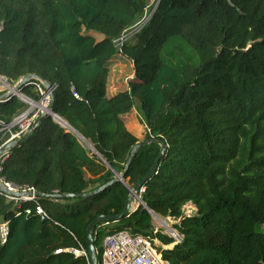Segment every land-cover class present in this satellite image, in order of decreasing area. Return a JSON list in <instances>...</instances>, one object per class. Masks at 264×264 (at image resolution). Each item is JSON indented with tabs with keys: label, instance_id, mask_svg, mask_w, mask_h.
<instances>
[{
	"label": "trees",
	"instance_id": "obj_1",
	"mask_svg": "<svg viewBox=\"0 0 264 264\" xmlns=\"http://www.w3.org/2000/svg\"><path fill=\"white\" fill-rule=\"evenodd\" d=\"M147 3L0 0V76L14 85L36 74L55 86L54 112L114 169L46 115L25 143L9 150L0 177L46 193L98 189L124 171L140 141L123 119L136 106L145 138L168 144L140 195L155 214L181 217L176 228L183 239L169 247L174 239L154 233L153 215L140 204L118 222L98 223L99 257L104 238L127 229L156 237L170 264H264V0H161L150 22L119 51L115 39ZM177 37L198 55L197 68L167 50ZM119 54L132 61L134 76L129 89L108 97L109 65ZM38 84L29 79L21 91L39 101ZM1 99V122L27 109L15 95ZM8 137L0 136V146ZM160 148L142 146L122 181L90 197L37 198L46 219L22 211L34 202H23L20 211L0 195V222L9 223L0 264H90L88 256L55 251L82 245L88 253L91 220L123 210L130 187L147 174ZM94 165L104 173L87 178L85 168ZM187 202L197 207L190 216L183 215Z\"/></svg>",
	"mask_w": 264,
	"mask_h": 264
},
{
	"label": "built area",
	"instance_id": "obj_2",
	"mask_svg": "<svg viewBox=\"0 0 264 264\" xmlns=\"http://www.w3.org/2000/svg\"><path fill=\"white\" fill-rule=\"evenodd\" d=\"M160 2L161 0H148L143 15L132 26L127 28L121 34V36L115 39V43L119 51H121L122 45L125 42L136 38L138 33L146 26L147 23L150 22L153 15L158 9ZM1 78L2 76H0V79ZM41 85H43V83L38 84L39 90L42 94L40 101H42V103H45L48 106L51 102L50 94L52 91L54 92L55 86L52 85V89L48 90L43 85L45 87V90H43ZM8 89V91L13 92V94L10 96L15 95L17 97L22 98L23 96H25L22 91H15L13 86H9ZM4 94H0L1 101L3 100L1 98L9 96H6ZM75 96L79 97L77 93H75ZM27 98H29L31 101H34L28 96ZM25 102L27 101L25 100ZM38 107L39 108H37L34 114L33 112L35 108L26 110L17 117H15L10 123H4L0 121L1 139H3L6 134L9 133V137L6 138V140L2 143L0 149L10 141L20 138L27 130L32 127L36 117L42 111L39 105ZM8 156L9 150L0 155V172L3 169V162L7 159ZM0 181H2L9 190V192H5L0 189V195L4 196L8 201L14 202L18 210L21 211L20 208L23 202H34L35 207H25L22 211H24L26 214H31L34 212L39 215L41 219H46L49 217L44 207L37 201L38 197H36L35 195L18 197L13 194V192L15 191L25 192L28 190H37L35 187L19 185L5 179L4 177H0ZM187 204L190 206L195 204H193L192 202H187L183 206V215L190 216L195 212L190 211V209L186 210V208L188 207ZM20 213L21 212H18V214ZM152 215L153 220H155V223H157V225L154 227V233L162 231L171 236L174 239V242L172 243L173 246L176 243L182 241L183 234H181L176 228V224L180 223L181 217L175 218L172 216H161L158 214ZM8 235L9 223L7 221L0 222V239L3 243L6 242ZM160 245L161 242L156 237H151L149 235L144 234H134L127 229L118 230L108 234L104 238L102 244V251L99 257V264H170V262L163 257L162 252L159 248ZM62 251L73 252L77 256H88L87 251L82 245L79 248H58L55 252L60 253Z\"/></svg>",
	"mask_w": 264,
	"mask_h": 264
},
{
	"label": "water",
	"instance_id": "obj_3",
	"mask_svg": "<svg viewBox=\"0 0 264 264\" xmlns=\"http://www.w3.org/2000/svg\"><path fill=\"white\" fill-rule=\"evenodd\" d=\"M29 79H38L40 80L43 85L46 87V89L51 90L52 89V85L51 83H49L46 79L42 78L39 75L36 74H29L26 77H22L21 79H19V81L13 86V88L15 89V91H21V87L24 85V83H26ZM13 92L12 91H8L6 92L4 95H12ZM51 102L48 105V110L44 111L42 110L41 113L36 117L32 127L27 130L20 138L15 139L10 141L9 143H7L5 146H3L0 149V155H2L4 152L10 150L12 147L16 146V145H20L22 143H25L37 130L38 126L41 123V120L43 119V117H45L46 115H50L53 117L54 121L58 122L61 126L63 127H69L70 130H72L73 132L76 133V135L78 137H81L82 139H84L85 141H87V143L92 147L93 151L99 155L100 158L103 159V161L106 163V165L111 168L113 171L114 169L110 166L109 163L106 162V160L96 151V149L93 147V145L86 139L84 138L74 127H72L65 119H63L61 116H59L57 113L54 112L53 110V106H54V92H51ZM20 99H22L23 101H25L22 97H19ZM39 104H43L42 101H38ZM42 109V108H41ZM57 118H61L65 121L66 124H63V122L58 121ZM158 143L161 145L159 154L157 156V158L155 159L154 163L152 164L150 170L147 172L146 175H144L134 186L130 187V192L128 194L125 206L123 208V210L120 213L117 214H98L96 215L91 222L89 223V225L87 226V230H86V242H87V247H88V257L90 260V264H99V253L97 251V248L95 246V242H94V237H93V233L95 232L98 223L100 222H118L120 221L122 218H124L125 216L130 215V213H132L135 209H132V205L135 199L139 200V205L142 204L144 205L145 208H147L149 210L150 213L155 214L151 209L148 208V206L144 203V200L142 199L140 192L144 191L143 186L145 185V183L154 175V173H156L157 169H158V165L162 159V157L164 156L168 144L167 142L163 139V138H159V137H150V138H145L143 140H140L139 142H137L135 144V146L133 147L130 157L126 163V167L124 169L123 172L118 173L115 172V177L109 181L108 183L102 185L101 187H99L98 189H95L93 191H88V192H84V193H59V192H53V193H46L40 190H28L25 192H18L15 191L13 192L14 195L20 197V196H31V195H35L38 198H52V199H65L67 197H72V198H85V197H90L94 194L99 193L100 191H102L103 189H105L107 186L111 185L112 183L120 180L122 181L134 156L136 155L137 151L144 145H147L149 143ZM0 189L5 191V192H9V190L7 189V187L4 185V183L2 181H0Z\"/></svg>",
	"mask_w": 264,
	"mask_h": 264
},
{
	"label": "rangeland",
	"instance_id": "obj_4",
	"mask_svg": "<svg viewBox=\"0 0 264 264\" xmlns=\"http://www.w3.org/2000/svg\"><path fill=\"white\" fill-rule=\"evenodd\" d=\"M98 39L99 38H101V35H99V34H97V33H95L94 34ZM171 49H173L176 53H177V55H180V56H182V57H184L187 61L189 60V62L191 63V65H192V67L193 68H197L198 66H199V64H200V59H199V57H198V55L196 54V52L194 51V49L188 44V43H186L181 37H177V38H174V39H172L171 41H170V43L168 44V46H167V50H171ZM166 57H168L169 58V56L168 55H166ZM119 59L120 60H118V61H116L117 63H121L122 64V68H123V70H121V72L123 73V78H122V81H124V83H125V81H126V84H128L129 83V81H130V75H133V73H134V67L133 66H131V64H130V62H129V60H127V59H125L124 57H119ZM130 76V77H129ZM18 82V81H17ZM16 82V83H17ZM16 83H14V85L16 84ZM14 85H12V84H10L7 80H6V78L5 77H3L2 76V78L0 79V94L1 95H3L5 92H8V88H9V86H14ZM25 97H27L26 95H25ZM32 99V98H31ZM34 100V99H33ZM25 102V101H24ZM26 104H27V109L26 110H29V109H34L35 108V110H34V112H33V114L36 112V110H37V108H39L38 107V103H37V100H34L33 102H30V103H28V102H25ZM40 106V108H41V105H39ZM26 110H24V111H26ZM23 111V112H24ZM58 121H60V122H63V124H66L67 125V123H65V121L63 120V119H58ZM139 121H140V119H139ZM141 122V121H140ZM142 123V122H141ZM143 124V123H142ZM144 127V126H143ZM65 128H67V129H69L70 130V128L69 127H65ZM146 131H147V127L145 126L144 128H143V133H142V135L140 136V140H143L144 138H145V136H146ZM80 139H81V141L83 142V144L87 147V149L89 150V152L90 153H92V152H94L93 151V149L91 148V146L87 143V141H85L84 139H82L81 137H79ZM139 200L138 199H135L134 200V204H135V206L133 207V205H132V209H136L137 207H138V205H139ZM188 204H190V203H188ZM187 204V205H188ZM190 209V211H193V212H196L197 210V207L195 206V205H188V207L186 208V210H189ZM154 227L157 225V223H155V220H154ZM260 229H262V230H264V225L260 228ZM169 247H173V244H170V246Z\"/></svg>",
	"mask_w": 264,
	"mask_h": 264
},
{
	"label": "crops",
	"instance_id": "obj_5",
	"mask_svg": "<svg viewBox=\"0 0 264 264\" xmlns=\"http://www.w3.org/2000/svg\"><path fill=\"white\" fill-rule=\"evenodd\" d=\"M119 57H124V56H122L121 54L116 55L115 57L112 58L110 65H109L110 72H109L108 83H107V95H108V97H111L120 91H125V90L129 89V86H128V84H126V81H125V83H124V81H122V78L124 76L123 73L121 72V70H123L122 64L120 62L119 63L116 62V61L120 60ZM125 59H127V58H125ZM129 62L131 64V66H133L132 61L129 60ZM130 76L129 77L132 78L134 76V73H133V75H130ZM123 119L125 121V124H126V127L128 128V130L130 132H132L135 136L140 138V136L143 133V128L146 125L142 124L139 121V112H138L136 106L130 112L124 114ZM92 153H95V152H92ZM92 153H90V154H92ZM85 171H86V177L92 178V179L97 178L104 173V170L100 165H94L91 168H85Z\"/></svg>",
	"mask_w": 264,
	"mask_h": 264
},
{
	"label": "bare ground",
	"instance_id": "obj_6",
	"mask_svg": "<svg viewBox=\"0 0 264 264\" xmlns=\"http://www.w3.org/2000/svg\"><path fill=\"white\" fill-rule=\"evenodd\" d=\"M23 98H24L28 103L33 102V101H31L29 98H27V97H25V96H23ZM37 103H38V102H37ZM38 104H39V103H38ZM39 105H41L42 110H44V111H47V110H48V106H47L45 103H43V104H39ZM57 119H60V118H57Z\"/></svg>",
	"mask_w": 264,
	"mask_h": 264
}]
</instances>
